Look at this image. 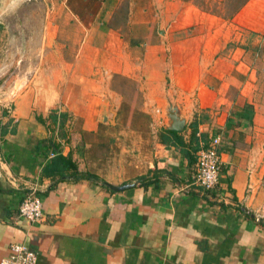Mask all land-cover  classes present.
I'll use <instances>...</instances> for the list:
<instances>
[{"label": "crops", "instance_id": "crops-1", "mask_svg": "<svg viewBox=\"0 0 264 264\" xmlns=\"http://www.w3.org/2000/svg\"><path fill=\"white\" fill-rule=\"evenodd\" d=\"M122 1L98 0L87 24L75 12L77 40L63 27L46 40L70 52L49 55L8 110L0 100V261L25 244L37 264H264V0ZM52 110L67 118L64 139L50 127L61 155L97 181L40 177L27 143L50 136L35 117ZM162 129L182 143L163 145ZM215 137L204 191L196 153ZM28 195L33 224L17 215Z\"/></svg>", "mask_w": 264, "mask_h": 264}, {"label": "rangeland", "instance_id": "rangeland-1", "mask_svg": "<svg viewBox=\"0 0 264 264\" xmlns=\"http://www.w3.org/2000/svg\"><path fill=\"white\" fill-rule=\"evenodd\" d=\"M122 3L124 5L126 0ZM99 7L98 0H0V100L6 104L7 110L16 92L27 86L31 78L46 66L49 55L70 52L67 46L62 52L49 48L46 40L58 42L59 38L54 39L53 35L61 27L67 29L62 40L69 41V36L77 40L79 26L73 34L69 32L70 27L74 28L73 23L79 25L74 13L87 17V24L92 22ZM118 84L124 91L126 102L134 98L132 83L119 81ZM106 148L108 145H97L93 153ZM108 178L114 180L113 176Z\"/></svg>", "mask_w": 264, "mask_h": 264}, {"label": "trees", "instance_id": "trees-1", "mask_svg": "<svg viewBox=\"0 0 264 264\" xmlns=\"http://www.w3.org/2000/svg\"><path fill=\"white\" fill-rule=\"evenodd\" d=\"M1 115L3 116L5 113L2 111ZM35 119L42 125L47 121L49 123L47 130L50 131V136L46 140L37 141L35 139H28L27 143L31 161L38 163L40 166V177L49 178L53 182L50 187H53L59 182H77L80 180L97 181V177L93 173L87 171L79 172L75 162L71 160L70 155L63 156L60 153V145L55 141L54 130L50 127H57L58 138L64 139L66 115L63 113H56V111L52 110L45 119L41 117H35ZM6 132V129L0 126V139ZM165 135H169L173 141L168 139ZM194 135L195 129L191 132L192 138ZM159 137L160 142L166 146L174 143H182L177 133L171 130L162 129ZM193 150H198L197 145Z\"/></svg>", "mask_w": 264, "mask_h": 264}, {"label": "built area", "instance_id": "built-area-1", "mask_svg": "<svg viewBox=\"0 0 264 264\" xmlns=\"http://www.w3.org/2000/svg\"><path fill=\"white\" fill-rule=\"evenodd\" d=\"M219 139H210L196 153L194 164V183L209 191L218 182L221 162L218 154ZM17 215L27 224H33L41 220V202L35 195H28L19 204ZM8 256L0 261V264H37L36 253L28 249L25 244H11Z\"/></svg>", "mask_w": 264, "mask_h": 264}, {"label": "water", "instance_id": "water-1", "mask_svg": "<svg viewBox=\"0 0 264 264\" xmlns=\"http://www.w3.org/2000/svg\"><path fill=\"white\" fill-rule=\"evenodd\" d=\"M176 127H178V126H176ZM103 186L106 187L107 189L111 190V191L119 192V191L131 188L132 184H124L121 186H112L110 184L103 183Z\"/></svg>", "mask_w": 264, "mask_h": 264}]
</instances>
